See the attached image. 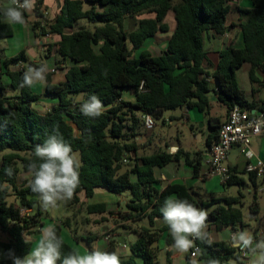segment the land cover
<instances>
[{"label":"trees","instance_id":"obj_1","mask_svg":"<svg viewBox=\"0 0 264 264\" xmlns=\"http://www.w3.org/2000/svg\"><path fill=\"white\" fill-rule=\"evenodd\" d=\"M233 1L65 0L59 15L50 22L46 18L44 0H35L31 28L37 38L48 34L60 36V41L50 45L49 51L55 48L59 57L57 66L67 72L56 83L46 75L43 94H33L29 87L20 86L24 71L11 70V66L19 62L18 58L5 61L7 75L11 78L10 87L17 92L8 95V88L0 82V185H7L0 190V234L8 238L6 242H0L4 251L13 249L16 256L23 257L32 248L26 235L41 225L39 217L43 212L40 207L33 216L20 213L22 209L33 210L38 203V199L32 197L38 194L29 186L32 176L28 164L34 159V147L53 132L61 135L73 152L79 154L80 186L72 198L73 204L80 203L78 194L83 192L86 198H91L99 188L118 196L130 194L126 211L120 212L119 218L137 224L138 239L129 243L130 255L120 258L121 264H160L157 244L162 233L169 231L166 224L159 223L163 220L160 208L169 196L187 199L204 210L213 207L207 212L208 233L210 227L220 230L243 225V213L235 207L242 203L240 194L205 200L181 184L158 189L160 181L155 177V169L177 161L178 154L160 151L141 158L130 156L137 151L135 139L140 135L137 134L140 125L144 126V116L150 115L165 123L166 111L196 108L209 114V78L216 82L214 93L227 107L228 114L235 105L253 110L254 105L245 99L238 85L237 71L249 64L253 84L256 83L254 69L264 73V0H249L250 9H235L239 12V24L230 27L241 30L244 46L221 51L215 70L212 74L207 71L211 64L204 49L205 38L225 34ZM10 3L0 6L1 38L12 34V27L1 23L2 9ZM85 3L89 9H84ZM170 12L174 14L176 28L167 48L160 55H153L144 48L145 42L158 33L169 32L165 20ZM29 16L25 12V20ZM80 20L89 24L77 26ZM131 22H135L134 30H130ZM69 29L72 33H65ZM125 91L134 97L133 101L123 100ZM92 95L104 107L103 114L97 118L81 112V104ZM42 96L57 100V105L44 114L34 106ZM219 128L216 120L210 125L207 147L217 140ZM200 159L203 161V157ZM125 160L132 163L123 171ZM193 163L188 164L196 169ZM9 167L13 169L12 176L4 171ZM247 174L256 186V173ZM21 175L28 177L19 182ZM243 182L232 172L225 184L242 185ZM11 196L14 202L9 200ZM86 212L89 215H114L105 203L88 205ZM143 221H146L145 225H141ZM70 223V218L63 221V225L71 229ZM55 227L62 237L61 226L56 224ZM124 228L131 229L130 226ZM71 231L77 241L83 240L76 236V229ZM86 242L90 243V240ZM117 248L116 241L111 240L104 251L117 253ZM195 248L201 261L217 259L221 264H245L239 249L227 242L212 241L209 244L197 240L191 251ZM72 249L64 241L63 252ZM169 253L166 264H172ZM0 264H12V261L7 259Z\"/></svg>","mask_w":264,"mask_h":264},{"label":"crops","instance_id":"obj_2","mask_svg":"<svg viewBox=\"0 0 264 264\" xmlns=\"http://www.w3.org/2000/svg\"><path fill=\"white\" fill-rule=\"evenodd\" d=\"M65 0H44V5L46 7V18L52 22L55 20L56 16L59 15L61 8L64 5ZM10 3V0H0V6H5ZM84 9H89V5L84 4ZM230 7L232 8L231 15L226 24L225 34L220 37H214L209 35L205 38L204 41V49L207 53V58L211 67L207 70L209 73L215 70L218 65L220 52L232 47L240 49L244 46L243 38L241 30L238 27H230L231 25L237 26L239 24V12L235 11L237 8L250 9L252 7L251 2L249 0H235L230 3ZM30 16L25 20L24 24H13L10 25L12 27V34L8 37H0V82L6 86L7 94L14 95L17 90H13L10 87L11 78L7 75V69L5 66L6 60H11L13 58H18L19 62L15 66H11V70L21 69L25 71L29 66L32 67H40L44 65L47 67L48 71L46 75H50V79L53 83L59 82L63 79L64 75L67 72V69H61L57 66V58L55 48L50 52V45L56 44L60 41V36L57 34H49L44 37L37 38L35 36V32L31 28V23L34 21V17L32 16V9L27 11ZM169 16V13L167 17ZM149 17V16H142ZM141 17V18H142ZM166 17V20H167ZM165 20V22H166ZM2 24L9 25L1 20ZM167 23V22H166ZM86 25L83 22H79L77 26ZM135 22L130 25V30H134ZM176 28V25L173 29L169 27V33L172 35ZM25 31L24 39L20 37L21 30ZM72 29L66 30L65 33H72ZM24 33V32H23ZM160 33L157 34V36ZM31 36L33 37V42H30ZM156 37V36H155ZM152 39V38H151ZM149 40V39H148ZM32 45V46H30ZM149 47V46H148ZM147 47V48H148ZM146 48V49H147ZM167 48V46H166ZM164 48L162 52L166 49ZM161 52V53H162ZM23 54L22 57L20 54ZM51 58H53L50 62ZM71 63H69L70 65ZM67 65V64H66ZM68 66V65H67ZM55 70V72H51ZM244 70V84L241 87L239 82V74ZM251 66L249 64H244L237 71V81L238 85L244 93L245 99L254 105L252 111H249L251 114L259 113L264 109V73L259 69H254V78L256 79V83H251L250 74ZM209 82L211 84V92L209 93L210 98V110L209 114L201 113L199 110L195 109H180V116H172L169 119H165V122L169 121L171 123H163L164 126L172 127L176 124V127H184L192 136V142L184 143V131L178 129L176 140L177 143H173L172 139L169 136H165V138H160L156 133H154V129L152 131L144 130L145 135L137 137L138 141L137 151L134 153L135 156L138 157V154L143 156H149L152 154H142L144 152V147L146 145L152 144V134L154 139L159 137L157 140H163L164 146H158L156 152L166 151L172 155L178 154V160L171 163L170 165L155 169V177L160 184L158 189L162 190L169 184H181L186 188L190 189L197 197L202 199H210V198H224V197H238L239 195H226V193H222L223 195H214L215 197H204L203 190L207 192L211 190V188L216 187V184L221 183L224 191L229 187L226 184L222 183L217 177H208V168L200 159L203 156V153L209 148L206 145V137L210 133V125L215 123L216 125L221 126L228 118V109L225 105L220 103L214 93L217 90L216 82L209 78ZM46 85V79L44 81L38 82L34 86L30 87L31 92L33 94L42 95L44 88ZM39 88V91L36 92V88ZM124 101H133L134 97L127 91H125L123 95ZM39 105L44 106V110L46 112L50 111L53 106L57 105V100L55 98L42 96L38 103L34 106L37 110L41 107ZM223 105V106H220ZM245 110V109H244ZM248 111V110H247ZM264 111V110H263ZM45 112V113H46ZM214 120V122H212ZM199 122H202V125L199 126ZM167 138V139H166ZM249 149L253 153V158L248 160L244 154L242 153V147L239 145L233 146L228 154V158L225 162L227 167L235 174L237 177L243 179L242 185H233L239 187L238 194L242 196L241 204L235 205V207H239L243 213V225H239L237 227H223L220 230H216L214 227H210L209 229V237L213 242H227L231 243V236L234 232L240 230H247L256 237V239H260L264 237V173L256 174L257 185H253L249 180V174H245V168L247 164L256 163L258 160L264 161V136L253 138L250 142ZM155 152V153H156ZM138 157V158H141ZM200 159V162L198 160ZM189 162H194L193 164L197 166L196 169L192 165H189ZM217 178L218 180H216ZM217 181V182H215ZM241 187L247 188V192L251 197V201L244 200V193L240 191ZM102 189V188H99ZM97 190V189H96ZM95 190V191H96ZM105 190V189H104ZM95 194V192H94ZM36 199L37 196H32ZM80 203L79 204H87L84 193L78 194ZM129 201V199H125L122 196H114L113 203L116 205L115 208L110 209V205H108V210L114 212V215L107 217V214H91L84 218L83 224L87 225V230L84 235H77V237L82 238L83 240L77 241L75 236L73 235L70 228L63 225V221L68 219L69 217H65L63 221L59 219L56 221L52 220V218L45 214L42 210V215L39 217L40 226L34 228L32 233L26 235L28 241L32 243V247L35 246L36 241L40 237V230L47 225H60L61 226V236L63 240L71 246L73 249H76L81 254H84L86 251H90L92 249H99L104 251L107 247L109 241L106 240L105 234L111 229H116V227L120 226L116 231L115 235H112V239L116 241L118 246L117 253L120 258H128L130 255L129 251V243L134 242L138 239V234L136 232V228L131 222H122L115 224V220L117 218V213L122 211H126L125 204ZM103 203V202H102ZM99 204V203H96ZM88 206V205H86ZM247 207L246 213H244L243 208ZM40 208L39 202L35 204L33 210H28V215L33 216L35 214L36 209ZM213 207L205 209L207 212L211 211ZM107 217V218H105ZM160 225H164V221H159ZM146 221L141 222V225H145ZM124 225L130 226L131 229L124 228ZM71 226V223H70ZM92 227V228H91ZM91 228V229H90ZM37 231V232H36ZM125 236L128 237L129 241H126ZM7 236L0 234V242H6ZM90 240V243H87L86 240ZM124 240V241H120ZM76 244H74V243ZM173 241L171 239L169 231L162 233L159 241H158V259L160 264H166L167 252L172 264H191L193 258H191V250L186 255H181L175 252V250L171 247ZM127 245L128 247H124ZM0 249L4 250L0 247ZM245 261V264H249V258L244 257L240 252ZM196 261L201 262L198 256ZM0 260V261H5Z\"/></svg>","mask_w":264,"mask_h":264},{"label":"clouds","instance_id":"obj_3","mask_svg":"<svg viewBox=\"0 0 264 264\" xmlns=\"http://www.w3.org/2000/svg\"><path fill=\"white\" fill-rule=\"evenodd\" d=\"M35 0H11L9 6L2 9L3 22L9 25L24 24L25 12L30 11ZM46 66H29L22 75L21 87H32L46 79ZM104 107L101 101L92 95L81 104V112L91 118L100 117ZM252 153H249L251 156ZM34 159L28 164L31 173L30 188L38 194L39 204L47 210L55 207L59 201L71 200L80 186L81 167L78 155L73 152L70 144L63 137L53 132L47 135L42 144L33 149ZM264 164V161L260 162ZM6 175L12 176L13 169L6 168ZM7 185H0L4 190ZM163 221L173 241L171 247L176 253L186 255L195 247V241L212 243L208 228V213L195 207L187 199L169 196L160 208ZM27 244L28 241L25 240ZM234 248L239 249L244 257L249 258V264H264V237L256 239L247 230L234 232L231 236ZM63 238L57 234L55 225H47L40 230V237L23 257L15 255L13 249H0V260L8 259L12 264H121L116 252L101 251L98 248L81 254L76 249L63 252ZM195 257V253H193ZM191 264H198L193 258ZM199 264H221L217 259L201 261Z\"/></svg>","mask_w":264,"mask_h":264},{"label":"rangeland","instance_id":"obj_4","mask_svg":"<svg viewBox=\"0 0 264 264\" xmlns=\"http://www.w3.org/2000/svg\"><path fill=\"white\" fill-rule=\"evenodd\" d=\"M80 21L83 22L86 25L89 24L85 20H80ZM166 22H167L168 26L171 29H173L175 27L176 22H175L174 14L172 12L169 13V16L167 17ZM132 24L133 23L131 22V26H132ZM80 26H83V25H80ZM89 27H92V25L90 24ZM18 34H20V37H22L24 39L25 31L23 29L20 32H18ZM170 36L171 35H170L169 32L160 33L158 36L156 35V37L147 40L145 42L144 48L146 49L149 46L147 49L150 50L153 55H160L162 50L164 48H166ZM30 42H33V37L32 36L30 38ZM30 46H32V45H30ZM57 58H58V56H57ZM51 61H52V63L54 62L53 58H51L50 62ZM243 74H245L244 70L239 74V82H240V86L241 87L244 84V75ZM39 88L40 87L36 88V92L39 91ZM220 106H223V105H220ZM39 107H41L39 109V111L44 114L46 112L44 110V106L39 105ZM180 113H181L180 109L173 110V111H166L165 114H164V120L165 119H169L172 116H180ZM155 122H156V126L154 128V133H156V135H158L160 138H165V136L166 137L169 136L172 139V142L176 144L177 143V140H176L177 130L180 129V130L184 131V135H185L184 143L187 144V142H189L188 144H190L192 142V136L190 135V132L186 128H184V127H176V124H174L172 127L164 126L162 120H160V121H156L155 120ZM198 125L201 126L202 122H199ZM143 127L140 125V127H139V129L137 131V134H140L138 137H140L142 135H145L144 132H143ZM152 130H147V131H152ZM151 137H152V144L151 145H146V147H144V149H143L144 152H142V154L148 155V154L155 153L156 151H158L157 150L158 146H161V147L164 146V141L162 139L161 140H157V139H159V137H156L154 139L153 134H152ZM135 141L138 142L136 139H135ZM137 147H138V144H137ZM76 154L78 155V158H79V154L78 153H76ZM130 156L132 157V156H134V154H131ZM140 156L141 155L138 154V157H140ZM129 163H132L131 160H127L126 162H124L122 164V170L123 171L125 169H128ZM27 177H28L27 175H21L19 177V182L24 181ZM217 178H215V179L218 180ZM215 182H217V181H215ZM240 189H241L240 191H242V193H244V200L246 199L247 201H251V197L249 196V194L247 192V188L241 187ZM238 190H239V187L232 185V186H229L224 191L221 183H218V184H216V187L211 188V190H208L207 192L204 189L203 193H204V197L208 198V197L211 196V194H214L216 196L223 195L222 193H226V195H239L238 194ZM114 196H118V195L110 193V192H108L107 190H104V189H97L95 191V194H94L93 197L87 198V200H86L87 204L86 205H93V204H96V203H102L103 202V203H107L108 205H110V209L111 208H115L116 205L113 203ZM121 196L123 198H125V199H129L130 198V194L128 192L124 193ZM211 197H215V196H211ZM37 198H38V202H39V196H37ZM9 200L14 202L13 196H11L9 198ZM86 205L84 203L83 204H73L72 203V199H71V200H68V201H59L55 207H50L47 210H44L41 206L40 207L42 208L43 212L45 214H48L52 218V220H54V221L55 220L57 221L58 219L60 221H63L65 219V217H69L70 220H71V229L72 230L76 229L77 235H84L85 231L88 228H87V225L83 224L82 222H83L84 218L89 215L86 212V207H87ZM246 210H247V207H244L243 208L244 213H246ZM122 212H125V211H122ZM116 215H117V218H116L114 223L115 224L122 223L123 221L119 218V213H117ZM106 216L109 217V216H112V215L107 214ZM107 217H105V218H107ZM136 225L137 224H134L135 227H136ZM124 226H128V225H124ZM119 227L120 226L116 227V229L109 230L107 232V234L115 235V231ZM125 239H126V241H129L127 236H125ZM120 241H124V240H120ZM74 244H76V243H74Z\"/></svg>","mask_w":264,"mask_h":264},{"label":"built area","instance_id":"obj_5","mask_svg":"<svg viewBox=\"0 0 264 264\" xmlns=\"http://www.w3.org/2000/svg\"><path fill=\"white\" fill-rule=\"evenodd\" d=\"M51 72H55V70ZM143 119L145 130L155 128L156 122L152 116L146 115ZM166 123L171 122L167 121ZM260 136H264V111L251 114L249 111L235 105L229 111L227 120L220 126L217 140L203 153V163L208 168L207 176L218 177L222 183H227L232 176L231 170L225 164L230 149L235 145L241 146L244 156L251 160L253 153L249 149L250 142L253 138ZM249 153H252V155L249 156ZM260 162L261 160L256 163L249 162L245 172L264 173V164ZM20 213L22 216L27 215L28 210L22 209ZM105 238L107 241L113 240L110 234H105ZM124 247L128 246L125 245ZM193 253H195V257H193ZM190 256L191 258L198 256L196 248L191 252Z\"/></svg>","mask_w":264,"mask_h":264}]
</instances>
